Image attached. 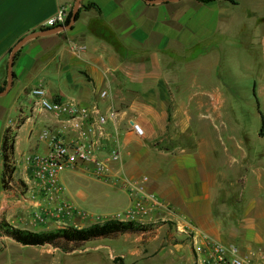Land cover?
Here are the masks:
<instances>
[{"label":"crops","instance_id":"crops-1","mask_svg":"<svg viewBox=\"0 0 264 264\" xmlns=\"http://www.w3.org/2000/svg\"><path fill=\"white\" fill-rule=\"evenodd\" d=\"M238 2L80 0L71 27L28 38L15 52L11 87L0 94V222L32 230L58 224L53 217L36 221L33 211L39 209L35 201L17 198V191L26 189L29 181L27 164L16 157L25 153L19 149L21 126L30 122L28 139L34 151L48 148L39 137L31 139L37 128L50 127L65 139L77 134L52 114L33 108L29 89L42 82L53 99L74 97L85 104L96 102L102 110L110 104L115 107V121L107 124L109 137L103 139V146L117 145L120 149L121 158L113 172L147 173L148 188L169 203L170 212H155L151 220L185 217L212 236L224 237L222 204H217L229 168L233 171L244 166L246 148L243 139L221 132L228 125L223 108L229 93L213 71L223 62L227 47L233 46L231 40L240 38L247 21L230 7ZM73 3L0 0V86L6 83L13 44L30 31L46 27V18L60 6L69 10ZM253 13L255 19L249 24H257L262 16L246 10L248 16ZM74 42L84 48L74 51ZM259 48L264 55V33ZM101 89H107L108 97L98 96ZM22 92L30 95V114L24 105L16 103ZM13 108L17 116L10 119L5 113ZM132 122L141 126L142 134L131 128ZM8 129L15 136L12 170L4 183L2 139ZM229 145L240 159L235 166L227 162ZM77 195L82 200L87 198L83 191ZM63 196L77 205L65 191ZM125 207L98 214L101 218L114 216ZM101 218L76 215L68 222L85 225ZM181 236L166 245L170 235L166 236L164 223L157 222L145 232L100 236L64 250L50 243H21L0 228V264H117L113 255H119L123 264H131L138 255L147 260L146 264H162L167 255L171 257L169 264H187L188 247L192 264H197L191 241Z\"/></svg>","mask_w":264,"mask_h":264},{"label":"rangeland","instance_id":"rangeland-1","mask_svg":"<svg viewBox=\"0 0 264 264\" xmlns=\"http://www.w3.org/2000/svg\"><path fill=\"white\" fill-rule=\"evenodd\" d=\"M230 7L247 21L242 27L240 38L236 36L237 39L231 40L233 46L227 47L223 62L217 66L216 70L214 69L213 75L214 77L217 75L215 78L226 87V94L229 93L223 108L224 122L228 125L227 128L221 129V132L224 136L243 139L246 153L243 167L240 166L233 171L229 168L228 176L225 177L228 180L225 179L226 183L223 184L224 188L220 193L221 202L217 205L222 204L220 220L224 233V237L220 240L264 247V135L260 134L264 121V55L259 48V38L264 33V0H239L237 4H231ZM248 9L254 11L255 15H262L256 20L257 24H249L255 18L254 13L246 15ZM97 92L99 96V90ZM29 98V94L26 97V93L22 92L20 98L16 100V103L24 105L26 114L31 113L32 103ZM5 115L13 119L17 116V111L13 108L9 113L6 111ZM217 118L215 121H218ZM29 126L30 122L26 121L19 130L20 153H25L18 154L16 157L23 162L25 155L34 151L28 139ZM39 129L41 128H37V131L32 133L31 139H39ZM229 151L230 157L227 162L235 166L240 159L231 151L230 145ZM114 164L115 162L112 163V167H115ZM61 180L65 186V193L77 205L95 210L97 213L116 211L129 204L127 193L118 186L116 181L110 180L105 183L97 179L95 175L79 169L63 171ZM78 191H83L87 198L82 200L77 195ZM182 219L185 217L171 221L166 216H162L155 222L153 220H147V222L153 227L154 223H164L165 234L170 235V239L164 241L166 245L168 242H175L177 235H182L184 241L190 240L193 243L188 227L183 231L177 228V221ZM187 255V264H192L189 247ZM117 257L119 255H113V259L119 264ZM163 260L162 264H169L171 257L167 255ZM146 262V259L142 260L138 255L131 264H146Z\"/></svg>","mask_w":264,"mask_h":264},{"label":"built area","instance_id":"built-area-1","mask_svg":"<svg viewBox=\"0 0 264 264\" xmlns=\"http://www.w3.org/2000/svg\"><path fill=\"white\" fill-rule=\"evenodd\" d=\"M68 10L60 6L49 15L45 26L64 23ZM84 48L81 43H72V49L79 51ZM33 97V108L38 112H48L59 121L67 124L77 132L75 137L65 139L50 127H43L38 134L40 140L48 143L44 151H32L25 155V163L29 169V181L26 189L17 191L20 201H35L33 218L44 222L53 217L57 226L76 225L68 222L74 216L96 217L98 213L87 211L63 196L64 185L61 173L68 169H79L89 172L106 181H116L118 186L128 195L129 204L114 216L120 219H137L147 222L153 219L155 212H170L169 203L147 186V173L123 174L113 172L112 163L120 161L121 152L118 146L104 148L103 139L109 137L107 124L114 123L116 109L112 104L102 110L98 103L85 104L74 97L51 98L42 82L30 87ZM107 89H101L99 95L107 96ZM131 128L142 134L141 126L132 122ZM97 221V220H94ZM90 223V222H89ZM189 228L193 237V248L197 255V264H264V247L241 245L233 241H224L191 225L185 219L177 221V228Z\"/></svg>","mask_w":264,"mask_h":264},{"label":"trees","instance_id":"trees-1","mask_svg":"<svg viewBox=\"0 0 264 264\" xmlns=\"http://www.w3.org/2000/svg\"><path fill=\"white\" fill-rule=\"evenodd\" d=\"M207 1V0H203ZM235 2L236 0H230ZM79 9L76 12L78 16ZM71 15V8L68 10L64 23L68 22ZM3 85L0 86V90ZM264 121L260 128V134L264 135ZM14 131L6 130L2 139V156L4 161V176L12 170L11 157L14 147ZM153 225L149 222L140 221L137 219H120L118 217H108L102 220L92 221L85 225H61L45 229L32 230L28 228L18 227L3 220L0 222L2 231L10 235L15 240L24 244H43L50 243L64 250H71L81 246L85 241L100 237V236H115L122 232H145L152 229ZM118 258V263L123 264Z\"/></svg>","mask_w":264,"mask_h":264},{"label":"water","instance_id":"water-1","mask_svg":"<svg viewBox=\"0 0 264 264\" xmlns=\"http://www.w3.org/2000/svg\"><path fill=\"white\" fill-rule=\"evenodd\" d=\"M148 2H157V1H162V0H146ZM80 5V0H74L72 9H71V15L69 17L68 22L66 23H59L56 25H51V26H46V27H41L40 29L34 30V31H30L29 33L23 35L22 37H20L12 46L10 52H9V57H8V61H7V77H6V83L5 86L0 90V94L5 93L12 84V65H13V59H14V55L15 52L17 51V49L30 37H34L37 35H44V34H48V33H52V32H56V31H60L66 28L71 27V25L73 24L75 18H76V12L78 10V7Z\"/></svg>","mask_w":264,"mask_h":264}]
</instances>
